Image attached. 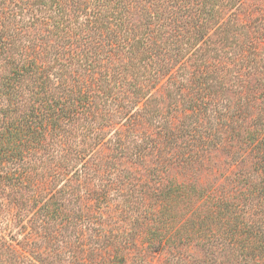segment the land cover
Returning <instances> with one entry per match:
<instances>
[{"label": "trees", "instance_id": "16d2710c", "mask_svg": "<svg viewBox=\"0 0 264 264\" xmlns=\"http://www.w3.org/2000/svg\"><path fill=\"white\" fill-rule=\"evenodd\" d=\"M264 264V0H0V264Z\"/></svg>", "mask_w": 264, "mask_h": 264}, {"label": "rangeland", "instance_id": "374dc122", "mask_svg": "<svg viewBox=\"0 0 264 264\" xmlns=\"http://www.w3.org/2000/svg\"><path fill=\"white\" fill-rule=\"evenodd\" d=\"M157 264H162V261L161 260L157 261ZM163 264H169V259L165 260Z\"/></svg>", "mask_w": 264, "mask_h": 264}]
</instances>
